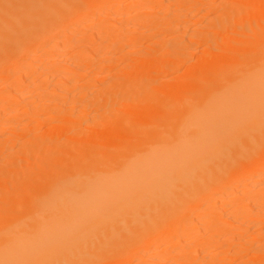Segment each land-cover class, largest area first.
I'll return each mask as SVG.
<instances>
[{
    "label": "bare ground",
    "instance_id": "6f19581e",
    "mask_svg": "<svg viewBox=\"0 0 264 264\" xmlns=\"http://www.w3.org/2000/svg\"><path fill=\"white\" fill-rule=\"evenodd\" d=\"M153 1L0 0V264H264V0Z\"/></svg>",
    "mask_w": 264,
    "mask_h": 264
},
{
    "label": "rangeland",
    "instance_id": "374dc122",
    "mask_svg": "<svg viewBox=\"0 0 264 264\" xmlns=\"http://www.w3.org/2000/svg\"><path fill=\"white\" fill-rule=\"evenodd\" d=\"M155 1V0H154ZM152 2V4H151V6L152 7H154V6H156V5H158L159 3L160 4H162L164 1H162V0H158V2ZM190 10H191V15H192V17H191V19L189 20L188 19V21H190V22H188L187 24H189L190 25V30H196L197 28L199 29V27L200 28H202L203 27V25H204V27H205V23H203L204 21L203 20H200L199 18L200 17H202V13H199L198 11V8H190ZM133 12H135V11H129V12H127V13H120L119 15H118V18H122L123 19V22L124 21H126L127 22V17H131V16H134L135 14H136V12L135 13H133ZM194 14V15H193ZM201 15V16H200ZM122 16V17H121ZM125 16V18H123ZM199 16V17H198ZM197 18V19H196ZM122 19H119L120 21H122ZM126 19V20H125ZM193 20V21H192ZM182 23V22H181ZM119 24V23H118ZM116 25V24H115ZM163 34V33H162ZM165 34V33H164ZM75 37H77V36H75ZM103 37H105V36H103ZM108 36H106V39H105V41L108 39L107 38ZM162 37V36H161ZM63 38V39H62ZM78 38V37H77ZM110 38V37H109ZM167 38H170V36H169V34L167 35ZM99 40H98V42L99 41H102L103 40V38H102V40H100V38H98ZM62 40V42H64L65 41V37H61V39H60V41ZM104 41V42H105ZM148 42L150 41V40H147ZM67 42H69V41H67V38H66V43ZM94 42V41H93ZM96 43V41L94 42L95 44H98V46H100L99 45V43H102V42H99V43ZM146 42V40L145 41H142L141 42V44H139L140 46H142L141 48H143V46H144V48H146V46L148 47V45H149V43L151 42ZM54 43V42H53ZM56 43V42H55ZM52 44V43H51ZM74 44H76V43H74ZM104 44V43H103ZM103 44H101V45H103ZM147 44V45H146ZM71 45V44H70ZM73 45V44H72ZM77 48V46H73V48L71 49V52L69 53V54H67V55H65L64 57H62V56H58V55H56L55 57H54V59L55 60H62V61H64V62H70V61H73V60H79L80 58H81V54H79V51H78V48ZM201 48H199L198 47V51L200 50ZM74 51H75V53H74ZM196 52H197V49L195 50ZM78 52V53H77ZM34 53V52H33ZM36 53V54H35ZM34 54H31V57H33V56H35V55H37L38 53L40 54V52H38V51H36ZM39 54H38V56H39ZM78 55V56H77ZM80 56V57H79ZM195 56H196V58H197V53L195 54ZM79 58V59H78ZM195 58V57H194ZM52 60H54L53 58H51ZM51 59H49L50 61H51ZM116 59H118V56H116ZM115 59V60H116ZM196 60V59H195ZM74 62H76V61H74ZM123 63V64H122ZM126 63L125 62H123V61H118L117 63H115V66L113 67V69L112 70H114V71H110V72H108V73H104L103 75H111V73H112V75L113 74H115L116 72H118V71H120V70H122V68L123 67H126V65H125ZM121 65V66H120ZM125 65V66H124ZM118 69V70H117ZM125 69V68H124ZM90 70L91 71H93V70H95L94 68H90ZM20 70H18V69H14V70H11V71H9V75H8V73L6 74V76H7V78H5V80H3V81H0V88H2L4 85H7L8 83L7 82H10L11 83V81H12V83H19V81H20V79L23 77V75H22V73L20 74V72H19ZM95 73H97V71L95 70L94 71V74ZM35 75L37 74V73H34ZM32 75V74H31ZM22 76V77H21ZM25 76V75H24ZM21 77V78H20ZM29 77V76H28ZM34 77V76H33ZM29 77V79L27 80V78L26 77H24L25 78V82L27 81V83H28V81L29 80H34L35 79V82H33V81H31V82H33V85H36L37 83V85H39V83H42V80H40V78L38 79L37 77H38V74L36 75V78L34 77ZM54 76L52 75L51 77L49 76V81H50V87L51 88H58V87H61V88H58V89H62L63 87H65V85L66 84H61V81H59V79L57 78V77H54ZM32 78V79H31ZM57 78V79H56ZM171 78V76L169 77L168 76V78H166V80H169ZM51 79V80H50ZM8 80V81H7ZM11 80V81H10ZM21 80H23V79H21ZM18 81V82H17ZM24 81V80H23ZM2 82H3V84H2ZM4 82H6V83H4ZM54 82V83H53ZM34 83H36V84H34ZM53 83V84H52ZM63 83V82H62ZM63 85V86H62ZM53 86V87H52ZM98 87V88H97ZM97 88V89H96ZM103 89V86L102 85H98L97 84V86L95 87V91L96 92H98V90H102ZM93 90V91H94ZM29 96H31V95H29ZM43 97H45V96H43ZM42 97V98H43ZM34 100V99H33ZM32 100V101H33ZM36 100H38V99H35L34 101L36 102ZM69 100V106L70 107H75L76 106V104H77V106L76 107H81V105L79 106V103H78V101L77 100H74V99H68ZM78 100H79V98H78ZM40 102V103H39ZM66 102V101H65ZM33 103V102H32ZM37 103L38 104H33V106L34 105H36V107H37V105H39V110L41 109H50L51 107V109H54L55 107H54V102L51 100V99H49V98H47V97H45L43 100L41 99V100H38L37 101ZM53 103V104H52ZM66 104H68V102H66ZM71 104H73V106L71 105ZM81 104V103H80ZM50 105H51V107H50ZM40 106H42V108L40 107ZM24 107V106H23ZM35 107V106H34ZM24 111V109L22 108L21 109V111L20 112H22L23 113V111ZM27 115V114H26ZM31 115V114H30ZM30 115H28V117L30 116ZM91 115H95V113L94 112H92V113H90V115H89V117L91 116ZM27 117V116H26ZM25 117V119H22L23 118V115L21 116V117H19V118H16L15 120H16V122L18 121H20V123L22 124V121H26V119H29V118H26ZM91 118V117H90ZM18 119V120H17ZM22 120V121H21ZM24 121V122H25ZM24 124V123H23ZM44 129H45V127H43ZM43 128H41V132L43 131L44 132V129ZM20 133H13V135L12 136H15L16 135V140H12L11 142H10V144L9 145H7V149L5 148L4 150H3V152L2 153H4V154H9L10 152H15L16 150L18 151V150H20L21 148H22V145H23V139H22V135L20 136L19 135ZM19 136H20V138H19ZM1 138L0 139H3L2 138V136H0ZM19 138V139H18ZM21 139V140H20ZM20 140V141H19ZM11 145V146H10ZM9 146V147H8ZM15 150V151H14ZM7 152V153H6ZM1 153V154H2ZM254 177V178H253ZM252 178L250 177V178H248L249 180H247V182L248 183H246V184H240V185H238V189H239V186H240V193L242 192L243 194L245 193V192H248V193H251V192H255L256 191V189H253L252 187H250V184L251 183H254L256 180H258V179H260L259 177H256V176H253ZM252 179V180H251ZM251 181V182H250ZM264 182V181H263ZM251 185H253V184H251ZM237 189V191H239ZM259 191H261V190H259ZM251 195V194H250ZM247 196H249V195H247ZM246 196V198H248ZM250 197V196H249ZM247 200V199H246ZM250 200V201H249ZM248 201V203L249 202H251L250 204H252V206L253 207H250L251 208V210H248V209H250L249 207H248V211H249V216L251 217V219L253 218V220L252 221H255L254 219H256L257 221H259L258 219H261V221H263L264 220V210H263V208H258V206L253 202V199H251V197L247 200ZM227 206L229 207V209L227 208ZM255 206V207H254ZM231 208L233 209V204L231 203V202H228L227 203V205L225 206L224 205V208H223V206L221 207V209H220V214H219V219L222 217V216H224V217H222V218H225L226 217V215H228L230 212H231ZM224 211H225V213H224ZM248 211H247V215H248ZM222 213H223V215H222ZM227 213V214H226ZM222 215V216H221ZM246 215V214H245ZM202 219H204V218H202ZM263 219V220H262ZM264 222V221H263ZM250 223V222H249ZM256 224V223H255ZM254 224V222H252V224L250 223V225L247 223V225H245V226H236V227H234L233 228V226L231 227L232 228V230H234V231H239L240 230V232L241 233H243V234H245V235H248L249 233H252V234H255V235H257V233L259 234L261 231L259 230V228L256 226ZM247 226V227H246ZM244 227V228H243ZM242 230V231H241ZM197 235H198V233H196ZM195 234V236H194V234L193 235H191L190 237H188L189 239V243L190 244H192V243H194L195 241H197L198 240V237H197V235ZM200 235L202 234V235H204L203 234V232H201V233H199ZM205 234H206V232H205ZM208 234H210L209 232H208ZM200 235H198V236H200ZM251 235V234H250ZM256 240V239H255ZM167 241H169V242H167V243H165V241H164V244H166V247H162V245L163 246H165L164 244H157V246H161V248H168L169 247V250H172L173 249V243H174V248H176V249H178L177 248V246L175 245V242L173 241V240H167ZM191 241V242H190ZM172 242V243H171ZM156 245V244H155ZM262 245H264V240L260 237V236H258V239H257V241H254V243L251 245V246H253L252 248H259V247H263ZM176 246V247H175ZM156 246H152V248L154 249V251L153 250H151L152 248L150 247V248H148L147 249V251H150V252H146L145 250V253H142V255H141V253H140V258L139 259H137V257L136 258H132V260H130V261H127V262H129V264H138V263H140V261L141 262H143V261H145V260H143L144 258H146L147 256H152V254H154L155 255V253H157L158 251V248L156 247ZM170 247H172V249L170 248ZM181 247H184V246H181ZM183 249H185V248H183ZM152 251V252H151ZM157 251V252H156ZM143 252V251H142ZM150 253V254H149ZM153 255V256H154ZM139 256V255H138ZM234 260V259H233ZM239 260H241V259H235L234 261H235V264H239V263H241V261L240 262H238L237 263V261H239ZM233 261V262H234ZM126 262V264H128ZM233 262H231L230 264H234ZM229 264V263H228Z\"/></svg>",
    "mask_w": 264,
    "mask_h": 264
}]
</instances>
